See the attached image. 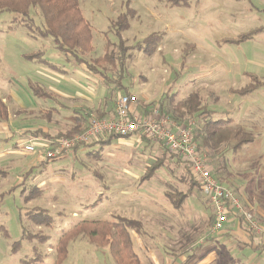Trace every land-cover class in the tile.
Wrapping results in <instances>:
<instances>
[{
    "label": "rangeland",
    "instance_id": "obj_1",
    "mask_svg": "<svg viewBox=\"0 0 264 264\" xmlns=\"http://www.w3.org/2000/svg\"><path fill=\"white\" fill-rule=\"evenodd\" d=\"M185 1L187 6L171 7L167 0H78L93 36L87 52L80 54L96 71L94 75L86 72L87 80L57 50L53 39L33 36L13 13L0 14V95L6 100L15 134L11 139L0 134V264H36L24 262L32 258L35 247L43 264H54L65 233L84 222L115 223L121 216L136 219L145 230L144 236L131 232L138 257L132 264H211V253L221 258L212 264H264V255L239 251L238 238L226 229L230 221L213 232L214 210L207 208L208 199L199 186L174 210L164 193L185 194L187 184L195 179L158 142L138 136L113 139L110 144L86 148L87 152L97 151L96 156L78 154L75 160L69 154L43 167L38 166L39 153L26 154L20 146L24 141L20 134L25 137L37 128L56 131V127L67 126L70 118L51 110L61 111L58 102L37 98L29 82L48 91L73 92L75 80L85 88L95 75L109 81L119 79V62L125 60L121 82L129 92L143 89L159 109L168 92L167 101L175 103L197 94L209 113L187 115L181 123L193 120L202 127L206 115L204 119L212 121L232 119L233 126H242L254 137L237 151L225 144L202 153L216 179L235 193L245 212L264 230V214L258 210L264 212V0ZM122 14L131 17L120 44L116 25ZM32 15L40 24L39 17ZM152 33L160 34L162 42L149 57L138 45ZM38 51L45 52V59L67 74L26 58ZM185 53L192 55V63L184 65ZM103 88L109 102L124 91L114 83ZM156 160L160 168L139 186L144 172L136 165ZM33 186L42 189L43 195L26 204L23 189ZM125 189L132 193L130 197ZM35 208L47 209L54 218L52 227L42 228V234L51 238L44 244L23 239L24 227L32 233L41 230L25 217ZM241 225L264 244V234L250 231L245 221ZM102 227L104 231L99 230L95 237L89 232L92 227L76 232L62 264H122L105 243L115 232ZM17 242L21 248L13 251ZM190 246H195L192 252L179 255ZM236 255L242 263H236Z\"/></svg>",
    "mask_w": 264,
    "mask_h": 264
},
{
    "label": "trees",
    "instance_id": "obj_2",
    "mask_svg": "<svg viewBox=\"0 0 264 264\" xmlns=\"http://www.w3.org/2000/svg\"><path fill=\"white\" fill-rule=\"evenodd\" d=\"M171 7L175 6H187L188 3L185 0H167ZM4 12H9L15 14L20 23L23 24L33 36L40 37L43 39L51 38L56 42V48L58 51L64 53L69 59L77 65H84L87 70L93 74L96 71L93 70L92 65H88L85 60L81 58V52H87V48L89 47L92 40V32L90 29V24L84 19L82 15V11L79 6L78 0H0V14ZM32 12L35 16L39 17L41 23L36 24V20L32 15ZM129 17L130 14L126 15L122 14L119 16L117 27V37L119 38L120 44H122V33L129 29ZM122 23V24H121ZM162 42V36L157 33H152L148 37L143 40V43L138 45V48L143 50L146 56L151 57L154 55L159 48ZM190 54L185 53V56L182 59L185 60L188 58ZM28 60H36L38 63L43 64L53 71H60L58 67L54 64L50 63L45 59V52L38 51L36 53H31L26 55ZM125 60H121L119 62L121 71L118 82L124 78L125 74ZM29 87L31 91L37 98L40 99H53V95L47 92L41 86L34 84L33 82H29ZM127 95H130L126 92ZM169 97V92L166 94ZM165 101L160 103V111L162 114L169 116L170 118L179 121L181 123V119L187 117V115H205L209 113L206 110L205 106L200 105V99L197 94H191L187 99L175 103L174 100ZM169 103L171 105H169ZM180 105L179 107H177ZM176 106V107H175ZM183 109V110H182ZM167 111V112H166ZM9 108L7 104L4 102L2 98H0V123L7 122L9 119ZM92 115V114H91ZM95 116L99 119L105 118V116L100 114H95ZM198 116V117H200ZM208 116L206 115V118ZM86 126L83 130L88 127L90 115L86 116ZM233 120H219L212 121L208 119H204V124L198 126L194 133V139L198 144L199 150L202 153L204 150L206 151L211 149H219L222 145L232 144L230 148L237 151L240 150L245 144L253 142L254 137L251 134H248L244 131V128L240 125L233 126ZM232 125V127L230 126ZM82 130V131H83ZM81 132V131H80ZM228 132V133H226ZM34 135H42L51 139H58L68 136H55L51 137L50 135L44 133L41 130H37L33 132ZM113 139H121L120 136L112 135L107 138L95 140L90 144H85L82 146H77L74 149V152L77 151L81 147H89L96 144L106 145L111 143ZM126 139V138H125ZM163 148L170 154L171 157L177 158L180 162H183L177 155L172 154L166 149ZM90 156H96L95 152H91ZM49 162V161H47ZM184 163V162H183ZM189 169L190 167L187 166ZM160 168L159 160L154 161L149 168L146 170L144 174L145 179H151L156 170ZM220 171L221 168L216 169ZM216 171V172H217ZM30 173V172H29ZM214 174V171H213ZM195 179V178H194ZM192 186H199V183L196 180L191 179ZM24 185V182L21 184ZM24 201L26 204L41 198L43 195V190L37 186L24 188L23 189ZM170 202L175 208H180L185 200L188 198L189 193L181 194L175 193L170 194L167 193ZM26 219L31 222L34 227H40L36 233H32L28 229L24 227L23 229V239L28 241H37L39 244L47 243L51 240L49 235L42 234V228H50L53 226L54 218L50 215V212L47 209L35 208L32 211H28L25 214ZM240 223H243V218H239ZM88 225L87 228H91L89 232L92 234L91 237H95L98 234V231H104L102 225L106 226L108 232L111 233V230L115 232V234L109 236L105 243H108L110 248L111 256L113 258H119L120 263L132 264L138 262L137 254L133 251V240L131 238V232L135 231L139 235H145L144 227L141 222L135 219H127L119 217L115 223L111 222H89L82 223L79 226L71 229L69 232L65 233L59 240V248H58V257L55 260L54 264H62L66 259L68 254L69 242L76 236V232H85L88 229L85 226ZM101 228V229H100ZM21 248V242H17L14 244L13 251H17ZM118 254L120 257H118ZM41 253L38 248L33 249L32 258L25 260V263L37 262L36 264H43L44 259L41 258ZM118 262V263H119Z\"/></svg>",
    "mask_w": 264,
    "mask_h": 264
},
{
    "label": "built area",
    "instance_id": "obj_3",
    "mask_svg": "<svg viewBox=\"0 0 264 264\" xmlns=\"http://www.w3.org/2000/svg\"><path fill=\"white\" fill-rule=\"evenodd\" d=\"M138 103L139 99L135 95H120L115 103V112L109 118L99 119L90 115L85 130L68 137L30 141L23 145L22 150L26 154L39 153L50 162L73 154L77 146L112 135L121 138L138 136L150 142H158L190 167L208 199L207 204L214 210L213 232L222 230L232 218H243L250 231L264 234L253 216L245 212L235 193L224 187L214 176L207 156L200 152L194 139L198 128L196 122L191 120L180 123L162 114L159 107L144 115L136 111Z\"/></svg>",
    "mask_w": 264,
    "mask_h": 264
},
{
    "label": "crops",
    "instance_id": "obj_4",
    "mask_svg": "<svg viewBox=\"0 0 264 264\" xmlns=\"http://www.w3.org/2000/svg\"><path fill=\"white\" fill-rule=\"evenodd\" d=\"M191 57H192V55L191 56L189 55L188 58L185 60V62L186 63H188V62L192 63ZM66 59H67V57H66ZM67 60L70 63H72L75 67H78L77 72L82 75V78L86 79V77H84V76H86V74H87L86 72L89 73L87 68L84 65H77V64H75V62H72L69 59H67ZM185 62H184V65L186 64ZM83 66L86 68L85 72L82 71V70H84L82 68ZM60 72L65 73V75L67 74V72L65 70H60ZM88 81L92 82V84L90 83V85L88 87H85V88L81 84H79L80 83L79 81H77V80L72 81L73 83H71V84L73 85V92L65 90V89L63 90L61 88H57V92L48 91L46 88H44L40 84L36 83L37 85L41 86L47 92H49L53 95V99H51V100L58 102V105L61 107V111H59L57 109H51V110L58 115L61 114L63 117H70V118H68L69 120L66 118L67 121H69V124L67 126L64 125L62 128L56 127V131H46V130H43L41 128H37L34 131H29V132H31V134H28L25 137H23V133L20 134V137L23 138V140H24L20 145L21 149H22L24 144H26L30 141L33 142L34 140L51 139V138L44 137L42 135L32 134L33 132H35L37 130H41L44 133L50 135L51 137L60 136V135L71 136V135L76 134V133H78L84 129V127L87 124L86 123V119H87L86 116H87V114L91 115V112H92V115L100 114V115L105 116V118H109L115 112L116 100L118 99V97L120 95L127 94L126 92H128L130 95H135L138 97L139 103L135 106V109L137 112H139L141 114L148 115L155 108L159 107V106L156 107V106L152 105L153 101H151V98H150L151 95L148 94L146 91H144L143 89H140L137 93L129 92L126 87L122 86V82H118L117 79L109 81V80H106L104 78H101V76L95 75L94 78H92V81H90V80H88ZM112 83L116 84L117 88L124 89V91L120 95H118L114 99V101L109 102V99H106V97H104V95L102 93L103 89H104L103 85L109 86ZM141 88H145V85H143ZM0 98H1V95H0ZM3 100L6 103V100L5 99H3ZM45 100H49V99H45ZM67 112L70 113L72 116H68L69 114ZM48 114H50V113L48 112ZM204 117H206V116H204ZM204 117H202L203 121H204ZM47 119H48V117H47ZM48 120H50V119H48ZM11 125H12V122L10 121V116H9V120L7 122H1L0 123V134H4L8 139H11L15 135L14 133L11 132ZM55 126H57V125L55 124ZM96 145H100V144H96ZM96 145H93V146H96ZM93 146H89V147H93ZM100 146H103V145H100ZM15 147H17V146H15ZM87 147L79 148L77 151L73 152L72 157L75 159L76 157H78V154H83V156H85V155H90L91 152L97 153V151H88L87 152L86 151ZM37 159H38V166L43 167L44 165H46L48 163L46 160H44V158L42 156L41 157L38 156ZM150 165H147L146 163H141V164L136 165V168H138L140 171L144 172L143 175L139 178V181H138L139 186L143 185L145 182H147L153 178V177L151 179H145L144 178V174L146 173V170L149 168ZM42 167H39L36 169H40ZM141 168L143 170H141ZM32 171L33 170H30V172H32ZM130 174H131V176H133L131 172H130ZM137 177L138 176L134 177V179L136 181L138 179ZM191 183L192 182L189 181V183L187 184L188 190L186 193H189V196L191 195L193 187H195V186H192ZM123 192L125 195L128 193L127 197H130V195L132 194L130 191H127V189H125V191H123ZM164 194H165L166 198L168 199L169 203L171 204V206L174 208V210H177V208H175L172 205V203L170 202V199L168 198L167 192H165ZM131 200H132V198L130 199V202H131ZM137 200H139V197L136 198V200L133 199L132 201L135 202ZM186 200H185V202H186ZM206 206H207V208H210L208 204H206ZM258 210H259V212H261L260 213L261 215L264 214V212L262 210H260V208ZM121 217L127 218V219H133V218H129L126 216H121ZM214 217L215 216H213V218L211 220H213ZM233 219L234 218H232L230 220L226 229L232 230V232L235 233L236 237L238 238L239 251H242V249L243 250L247 249L248 253H250V254L252 252L254 254H256L258 252L260 255H264V244H262L261 241L257 240L256 236L251 235L249 233V231L247 230V228H245L243 225H241V223H239V221H237L236 219L235 220H233ZM133 232L136 233L135 231H133ZM136 234H138V233H136ZM206 241L204 239L203 242H202V240L200 242L205 244ZM133 244H134V240H133ZM194 247L195 246L187 247L179 255L182 256L183 254L192 252V249ZM230 252L232 253V251H230ZM209 254H210V252H209ZM212 254L213 253L208 255L212 261L211 264L215 263L217 260L219 261L221 259V258L214 257V254L213 255ZM212 256H213V258H211ZM236 257H237V255H236ZM229 258H232V256H229ZM235 261H236V263H242V260L239 256L237 257V259H235ZM184 264H190V261H186Z\"/></svg>",
    "mask_w": 264,
    "mask_h": 264
}]
</instances>
